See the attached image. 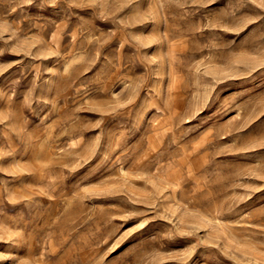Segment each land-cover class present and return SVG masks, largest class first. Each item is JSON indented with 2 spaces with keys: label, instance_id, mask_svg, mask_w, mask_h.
I'll return each instance as SVG.
<instances>
[{
  "label": "rangeland",
  "instance_id": "374dc122",
  "mask_svg": "<svg viewBox=\"0 0 264 264\" xmlns=\"http://www.w3.org/2000/svg\"><path fill=\"white\" fill-rule=\"evenodd\" d=\"M0 264H264V0H0Z\"/></svg>",
  "mask_w": 264,
  "mask_h": 264
}]
</instances>
